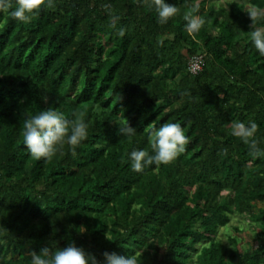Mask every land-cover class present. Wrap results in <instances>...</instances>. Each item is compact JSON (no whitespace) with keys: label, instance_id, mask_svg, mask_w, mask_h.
<instances>
[{"label":"trees","instance_id":"1","mask_svg":"<svg viewBox=\"0 0 264 264\" xmlns=\"http://www.w3.org/2000/svg\"><path fill=\"white\" fill-rule=\"evenodd\" d=\"M218 1L165 0L179 9L166 24L150 0H55L29 23L0 12V264L70 244L100 264L106 251L138 264H264V157L231 135L232 122L254 121L264 148V56L247 14L264 0ZM190 11L204 20L193 35ZM48 108L83 114L75 155L37 160L24 146V121ZM166 122L184 129L185 151L133 171L130 152L154 155L150 129ZM128 123L131 139L118 134Z\"/></svg>","mask_w":264,"mask_h":264},{"label":"clouds","instance_id":"2","mask_svg":"<svg viewBox=\"0 0 264 264\" xmlns=\"http://www.w3.org/2000/svg\"><path fill=\"white\" fill-rule=\"evenodd\" d=\"M15 4L16 7L13 8V0H0V12L10 15L19 22L29 23L32 16L38 14L42 7L53 9L55 0H15ZM150 5L155 7L161 24L168 23L179 13L175 5L166 3L165 0H150ZM247 14L252 22L250 39L259 54L264 56V27L257 26L258 22L264 20V8L252 6L247 10ZM183 18L187 22L185 27L189 35L198 32L204 24V20L191 11L186 12ZM112 27H115V23ZM117 34L124 36L125 29H119ZM73 116L75 118L69 120L62 112L48 108L24 121L22 132L24 146L33 158L50 160L58 153L63 154L66 146L75 155L76 148L87 139L88 124L82 113L76 111ZM135 132L136 129L129 123L118 129L119 135L127 136L129 139L135 135ZM257 132L258 125L254 121L248 124L240 121L232 122L231 135L248 147L249 155L254 159L264 157V148L260 147L261 140L257 137ZM188 142L184 129L179 123L166 122L158 128L153 125L149 132V143L154 155L142 149L131 151L129 154L131 168L133 171L142 172L148 165L171 164L185 151ZM223 155H227V149L223 150ZM29 255L31 264H100L94 254L85 252L75 244L56 248L55 251L44 247L39 253L31 251ZM103 255L106 264H138L136 255L122 256L107 251Z\"/></svg>","mask_w":264,"mask_h":264},{"label":"built area","instance_id":"3","mask_svg":"<svg viewBox=\"0 0 264 264\" xmlns=\"http://www.w3.org/2000/svg\"><path fill=\"white\" fill-rule=\"evenodd\" d=\"M205 66V56L195 55L189 60V70L192 74L197 75L201 73Z\"/></svg>","mask_w":264,"mask_h":264},{"label":"rangeland","instance_id":"4","mask_svg":"<svg viewBox=\"0 0 264 264\" xmlns=\"http://www.w3.org/2000/svg\"><path fill=\"white\" fill-rule=\"evenodd\" d=\"M224 1H232V0H219L218 1V4H220V3H223ZM255 228L256 227H253V229L255 230ZM226 232L228 233V234H231L232 233V231L231 230H226ZM244 238H245V241H246V243H247V240H252V238H253V235L247 230L246 231V233H245V235H244ZM247 246V244H245V247Z\"/></svg>","mask_w":264,"mask_h":264}]
</instances>
